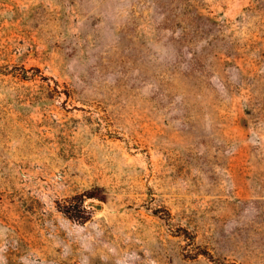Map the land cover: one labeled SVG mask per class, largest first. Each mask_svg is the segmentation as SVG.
<instances>
[{
  "label": "rangeland",
  "instance_id": "1",
  "mask_svg": "<svg viewBox=\"0 0 264 264\" xmlns=\"http://www.w3.org/2000/svg\"><path fill=\"white\" fill-rule=\"evenodd\" d=\"M0 264H264V0H0Z\"/></svg>",
  "mask_w": 264,
  "mask_h": 264
}]
</instances>
